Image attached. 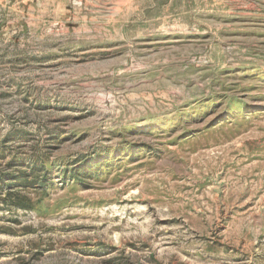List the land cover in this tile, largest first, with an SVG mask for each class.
I'll return each mask as SVG.
<instances>
[{
    "label": "rangeland",
    "instance_id": "1",
    "mask_svg": "<svg viewBox=\"0 0 264 264\" xmlns=\"http://www.w3.org/2000/svg\"><path fill=\"white\" fill-rule=\"evenodd\" d=\"M0 264H264V0H0Z\"/></svg>",
    "mask_w": 264,
    "mask_h": 264
},
{
    "label": "trees",
    "instance_id": "2",
    "mask_svg": "<svg viewBox=\"0 0 264 264\" xmlns=\"http://www.w3.org/2000/svg\"><path fill=\"white\" fill-rule=\"evenodd\" d=\"M36 163H37L36 160H32L31 163H30V165H31V171H30V172H31V175H33V174H34V175H37V173H39V172L41 171V169H42V168L38 167ZM21 173H23V174H21V175L19 176V178H20L23 182H27V181L25 180L27 176L24 175V174H25V171H22ZM75 176H77V172H76Z\"/></svg>",
    "mask_w": 264,
    "mask_h": 264
}]
</instances>
